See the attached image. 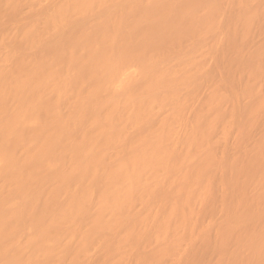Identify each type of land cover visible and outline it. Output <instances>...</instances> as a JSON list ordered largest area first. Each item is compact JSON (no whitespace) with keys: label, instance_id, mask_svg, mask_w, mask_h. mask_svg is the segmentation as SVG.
Instances as JSON below:
<instances>
[{"label":"bare ground","instance_id":"obj_1","mask_svg":"<svg viewBox=\"0 0 264 264\" xmlns=\"http://www.w3.org/2000/svg\"><path fill=\"white\" fill-rule=\"evenodd\" d=\"M0 28V264H264V0H0Z\"/></svg>","mask_w":264,"mask_h":264},{"label":"rangeland","instance_id":"obj_2","mask_svg":"<svg viewBox=\"0 0 264 264\" xmlns=\"http://www.w3.org/2000/svg\"><path fill=\"white\" fill-rule=\"evenodd\" d=\"M39 17L34 12H21V13H14L8 17L5 18V23L2 24V27L4 28H13L16 25H27L30 24V22L38 21ZM0 34H1V28H0ZM208 94V89L206 85H202L200 96L194 100V107L198 106L200 104V100L203 99ZM195 109V108H193ZM193 112L192 109L188 110L187 116L191 117V113ZM257 134V132H254ZM226 193L225 192H219L215 196V201L217 204H220L222 200L225 198Z\"/></svg>","mask_w":264,"mask_h":264}]
</instances>
